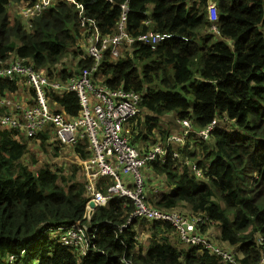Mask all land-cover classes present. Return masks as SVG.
<instances>
[{
    "label": "trees",
    "instance_id": "16d2710c",
    "mask_svg": "<svg viewBox=\"0 0 264 264\" xmlns=\"http://www.w3.org/2000/svg\"><path fill=\"white\" fill-rule=\"evenodd\" d=\"M35 1L0 0V70L20 62L42 74L51 112L82 120L78 96L54 85L92 68L87 24L65 1L26 20L23 11ZM77 1L102 37L116 33L123 5L130 36H166L155 47L123 46L117 59L106 53L93 80L141 95L123 131L131 147L142 155L157 144L166 149L141 169L142 202L205 218L196 234L232 261L186 244L170 223L133 219L132 199L111 196L88 211L87 138L67 148L51 124L29 137L0 123V264H264V0ZM211 2L217 21L209 16ZM4 98L23 109L37 104L22 75L0 77ZM9 113L0 107V117ZM214 122L204 140L200 132ZM176 136L183 142H169ZM112 185L111 178L96 181L105 196ZM73 227L84 232L87 256L62 244Z\"/></svg>",
    "mask_w": 264,
    "mask_h": 264
},
{
    "label": "built area",
    "instance_id": "2783aa9c",
    "mask_svg": "<svg viewBox=\"0 0 264 264\" xmlns=\"http://www.w3.org/2000/svg\"><path fill=\"white\" fill-rule=\"evenodd\" d=\"M111 1V0H109ZM73 5H77L75 0H69ZM52 6V0H36L33 7L24 11L27 17L41 15ZM80 11V21L86 26L90 34V45L87 49V56L93 61L91 69H84L78 78L70 80L66 85L55 84L57 91L66 90L75 93L82 106L83 119L69 122L58 113H52L44 95V87L48 86V79L42 74L36 73L32 68L24 66L22 63L12 64L0 70V77L12 81L16 75L26 77L28 85L35 92L37 98L36 106L24 109L16 102L4 98L0 100V107H7L10 113L0 117V123L4 127L14 130H24L27 136H37L49 124L53 125L56 140L62 146H73L78 141L87 138L88 150L92 154L91 160L85 162L88 184L86 190L90 196L89 202L96 207L104 206L111 196L132 199L137 205L134 218H146L149 221H160L170 223L178 230L182 240L188 245H202L226 260H231V255L217 251L212 243L196 232L201 229L205 218L187 219L178 213H161L151 210L141 200L144 181L141 169L150 162L156 161L165 155V148L161 145H154L145 155L129 145L128 139L123 135L126 124L136 117L141 103V95L134 91L123 89L111 90L107 85H96L93 77L99 70L106 53L113 58L120 57V48L131 47L141 42L145 45L155 47L162 42L166 36L154 33L139 35L134 38L130 36L125 27L128 14L127 5H123L121 21L118 24L116 33L111 37H102L93 21L84 17V9L81 5L76 6ZM209 15L212 21H217L216 5L210 3L208 6ZM217 31L216 27L212 28ZM185 128L190 129L187 122L182 123ZM212 123L206 130L200 132V136L206 140L209 133L215 127ZM184 137H170L169 142L182 143ZM97 172L91 174V171ZM107 177L113 180L112 187L105 196L96 189L97 177ZM123 178H127L125 180ZM133 188V189H132ZM89 207V205H88ZM64 231L65 229H59ZM84 232L78 228H68L67 234L63 237V245L77 247L82 256H87L88 248L85 243Z\"/></svg>",
    "mask_w": 264,
    "mask_h": 264
},
{
    "label": "clouds",
    "instance_id": "9594fccd",
    "mask_svg": "<svg viewBox=\"0 0 264 264\" xmlns=\"http://www.w3.org/2000/svg\"><path fill=\"white\" fill-rule=\"evenodd\" d=\"M58 1H65V2H68L69 4H71L70 2H69V0H56V1H54V0H52V8H53V6H55L56 5V3L58 2ZM75 2L77 3V5H81L82 7H83V9H84V6H83V4H81V3H78V1L77 0H75ZM211 3H213V2H211ZM72 6H77V5H73V4H71ZM76 9H77V7H76ZM78 10V9H77ZM25 11V10H24ZM24 11H23V14H24ZM78 16H79V18H80V11H78ZM24 17L26 18V20H29V18L30 17H27V16H25V14H24ZM81 22V21H80ZM67 147V146H66ZM141 154V153H140ZM165 154H166V149H165ZM142 155V154H141ZM163 157V156H162ZM162 157H160V158H162ZM91 160V159H90ZM97 172V171H96ZM98 178H99V176L97 177V179H96V181L98 180ZM105 178H107V177H105ZM125 180H128L127 178H125ZM95 186H96V182H95ZM90 203H92V202H89L88 201V204H87V207H88V205H90ZM106 205V204H105ZM98 207H96L95 206V210L97 209Z\"/></svg>",
    "mask_w": 264,
    "mask_h": 264
},
{
    "label": "rangeland",
    "instance_id": "374dc122",
    "mask_svg": "<svg viewBox=\"0 0 264 264\" xmlns=\"http://www.w3.org/2000/svg\"><path fill=\"white\" fill-rule=\"evenodd\" d=\"M54 1H56V0H54ZM216 13L218 14V12H217V8H216ZM22 15V14H21ZM210 16V18H211V21H212V19H213V17L211 16V15H209ZM11 19H12V17H11ZM16 100H18V99H16ZM175 122V121H174ZM174 127L175 126H171V127H169L170 129H174ZM64 153H65V150L62 152V155H64ZM124 179V178H123ZM112 187V186H111ZM87 209H88V211H95V208L94 209H92L91 207H90V205H89V207H87Z\"/></svg>",
    "mask_w": 264,
    "mask_h": 264
},
{
    "label": "crops",
    "instance_id": "0c3cea01",
    "mask_svg": "<svg viewBox=\"0 0 264 264\" xmlns=\"http://www.w3.org/2000/svg\"><path fill=\"white\" fill-rule=\"evenodd\" d=\"M68 148V147H67ZM87 162V161H86ZM85 164V163H84ZM83 164V168H84V171H83V173H84V176L87 178V172H86V170H85V165ZM95 173V170L94 171H91V174H94ZM88 179V178H87Z\"/></svg>",
    "mask_w": 264,
    "mask_h": 264
},
{
    "label": "water",
    "instance_id": "95a60500",
    "mask_svg": "<svg viewBox=\"0 0 264 264\" xmlns=\"http://www.w3.org/2000/svg\"><path fill=\"white\" fill-rule=\"evenodd\" d=\"M90 207H91L92 209H94V208H95V204H94V203H90Z\"/></svg>",
    "mask_w": 264,
    "mask_h": 264
}]
</instances>
